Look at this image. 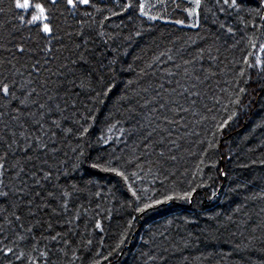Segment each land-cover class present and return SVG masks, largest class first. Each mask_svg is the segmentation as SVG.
Listing matches in <instances>:
<instances>
[{"label": "trees", "instance_id": "trees-1", "mask_svg": "<svg viewBox=\"0 0 264 264\" xmlns=\"http://www.w3.org/2000/svg\"><path fill=\"white\" fill-rule=\"evenodd\" d=\"M30 2L50 33L0 0V264H264V0Z\"/></svg>", "mask_w": 264, "mask_h": 264}, {"label": "snow or ice", "instance_id": "snow-or-ice-1", "mask_svg": "<svg viewBox=\"0 0 264 264\" xmlns=\"http://www.w3.org/2000/svg\"><path fill=\"white\" fill-rule=\"evenodd\" d=\"M51 2L55 3L56 0H51ZM233 2H234V0H233ZM78 3H83V4L87 5L89 3V0H67V4L72 8H75ZM198 3H199V0H197V5H198ZM15 7L17 9H20V10H26V9H29L30 7H32V4L30 3V0H15ZM35 8H37L39 10L40 15L39 16H33L32 17L33 21L39 20L41 18L47 19V17L44 15L45 9L43 7H41L39 4H36ZM43 31L45 33L51 32V29L49 28L48 24L43 25ZM19 51L23 52L24 49L20 48ZM0 92H2L5 96L10 95L8 86L6 84H3V83H0ZM236 103H239V100H237ZM234 115H235V113H233V116H230L224 120V122L220 125L221 131H223V129L228 126L229 122L231 121V119H233ZM169 199H171V198L169 197ZM149 206H151V205H149Z\"/></svg>", "mask_w": 264, "mask_h": 264}, {"label": "rangeland", "instance_id": "rangeland-1", "mask_svg": "<svg viewBox=\"0 0 264 264\" xmlns=\"http://www.w3.org/2000/svg\"><path fill=\"white\" fill-rule=\"evenodd\" d=\"M51 1V0H50ZM57 1V0H56ZM31 3V2H30ZM79 4H82V5H85V4H83V3H79ZM42 7V6H41ZM33 10L34 9V11H35V16H39L40 15V13H39V10L37 9V8H35V5H32V7H30L29 9H26V10H23L24 12H26L27 10ZM44 15L46 16V13H44ZM47 17V16H46ZM37 22H39V23H41L42 24V30H43V25L44 24H47V19H43V18H41V19H39V20H36ZM49 26V25H48ZM44 32V31H43Z\"/></svg>", "mask_w": 264, "mask_h": 264}]
</instances>
